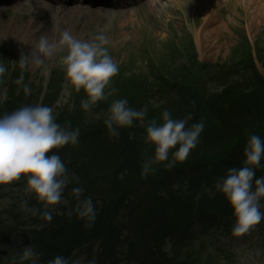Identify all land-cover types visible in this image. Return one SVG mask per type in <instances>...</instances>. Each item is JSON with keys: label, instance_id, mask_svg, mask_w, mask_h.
I'll return each mask as SVG.
<instances>
[{"label": "trees", "instance_id": "16d2710c", "mask_svg": "<svg viewBox=\"0 0 264 264\" xmlns=\"http://www.w3.org/2000/svg\"><path fill=\"white\" fill-rule=\"evenodd\" d=\"M255 50L261 73L249 56L247 62L229 66L199 65L196 73L201 83L193 79L196 73L188 81L160 78L155 86L143 79V87L152 86L145 93L118 97L116 91L107 98L110 103L126 98L131 107L146 108V121L160 122L165 108L174 118L191 113L189 125L203 121L199 143L186 160L171 167L167 161L154 163V170L146 176L142 165L154 151L145 140L146 124L134 122L121 128L118 137H112L103 123L109 102H104L105 111L97 119L87 117L79 98L54 107L58 92L42 96L40 104L54 109L58 123L80 130L77 145L52 150L79 178L65 189L63 195L69 203L57 206L51 222L33 216L39 227L34 225L28 232L43 264L57 255L72 258L82 250L96 257L95 264H219L223 250L196 249L189 230L196 224L230 223L232 210L225 197L214 190L215 181L228 168L242 165L243 149L251 134L264 138V52L256 44ZM177 54L186 60L185 73H191L192 62L182 52ZM4 65L6 74L12 73ZM159 67L153 68L158 71ZM16 80L2 79L5 97L0 114L38 103L41 91L25 94ZM211 82H216V87L208 88ZM139 84L140 90L141 81ZM128 86L135 90V86ZM151 90L152 95H147ZM260 176H264V168L256 169V177ZM76 186L83 187L84 195H90L96 204L97 216L91 227L74 213L68 214L76 203L70 195Z\"/></svg>", "mask_w": 264, "mask_h": 264}, {"label": "rangeland", "instance_id": "374dc122", "mask_svg": "<svg viewBox=\"0 0 264 264\" xmlns=\"http://www.w3.org/2000/svg\"><path fill=\"white\" fill-rule=\"evenodd\" d=\"M84 1L0 0V62L13 70L5 73L2 79H17L23 71L30 86L29 94L41 91L39 104L49 91L58 92L54 107L75 101V98L85 99L83 89L77 92L67 81L58 56L47 58L43 66L29 65L24 70L17 63L21 54L27 55L31 48L34 50L37 34L57 27L71 30L81 39H90L96 34L107 36L109 44L106 47L119 67L110 82V88L118 92V97L148 91L152 86L143 87V79L153 86L160 78L169 81L186 78L188 81L201 64L229 66L240 61L245 63L251 56L254 67L261 71L257 51L250 49L249 43H255L264 52V0H191L189 4L187 0H110L112 4L104 7L103 14L94 15L83 11ZM21 31L23 35L17 37L15 34ZM178 51L194 65L191 73L183 70L186 60L177 54ZM157 65L161 68L155 71ZM200 78L198 73L193 77L201 83ZM2 79L0 103L5 97ZM216 84L211 82L208 88ZM128 85L135 86V90ZM108 90L106 88V92ZM151 92L147 95H152ZM104 102L109 101H100L90 110H84L86 116L100 118L105 111ZM26 180L22 174L18 180L0 184V248L10 254L6 259L0 257V264H11L12 257L18 255L17 250L29 244L38 251L28 234L36 222L20 205L22 201H27L29 207L42 208V205L31 193L25 192ZM261 203L264 204V200ZM211 223L191 229L193 247L204 246L207 251L214 252L221 247L224 252H216L222 257L219 264H264V221L243 235L232 232L234 222L226 228ZM90 254L82 250L72 259L83 258L87 264L88 260H96Z\"/></svg>", "mask_w": 264, "mask_h": 264}, {"label": "clouds", "instance_id": "9594fccd", "mask_svg": "<svg viewBox=\"0 0 264 264\" xmlns=\"http://www.w3.org/2000/svg\"><path fill=\"white\" fill-rule=\"evenodd\" d=\"M191 3V0H187ZM107 36L96 34L90 39H81L71 30H63L55 40L41 35L27 55L21 54L17 62L24 70L29 65L43 66L47 58L58 56L67 81L86 98L80 102L81 108L90 110L98 102L115 93L110 88L111 79L119 72L117 62L109 54ZM7 69L0 62V78ZM23 71L15 83L23 85V92L30 93L23 84ZM106 88L109 89L106 92ZM147 109H136L126 98L113 99L107 109L104 125L112 137H118L121 128L131 127L134 122L146 124L145 140L154 147L153 155L144 160L142 174L153 171V164L167 161L168 167L176 161H184L199 143L204 129L203 121L189 125L192 114L174 118L168 109H163L160 122L146 121ZM80 130L57 122L54 109L44 104L21 106L11 112L0 114V184H8L27 177L25 192L31 193L41 203L42 208L29 207L22 201L20 207L27 213L47 222L53 219L56 206L67 205L64 198L68 185L78 183V177L71 173L65 161L54 149L79 143ZM174 149V151H172ZM51 152V154H49ZM170 153L172 159H170ZM243 162L240 167H230L223 176L216 179L214 190L221 193L232 210L234 223L232 232L243 235L255 225L264 221V176L256 177V169L264 168V138L251 134L243 149ZM255 177V179H254ZM84 188L72 187L70 195L76 201L68 213H73L91 227L97 216L93 198L84 195ZM98 203V202H96ZM11 264H41L40 253L30 244L17 250ZM47 264H85L83 258L72 259L57 255ZM87 264H95L88 260Z\"/></svg>", "mask_w": 264, "mask_h": 264}, {"label": "bare ground", "instance_id": "6f19581e", "mask_svg": "<svg viewBox=\"0 0 264 264\" xmlns=\"http://www.w3.org/2000/svg\"><path fill=\"white\" fill-rule=\"evenodd\" d=\"M7 1L8 0H5V2H7ZM51 1H53L54 3H58L59 2V0H51ZM102 5H103V2H98V1H95V0H86L85 3H84L85 9L83 11L85 13H89L90 15L99 14V13L103 14L104 13V7H103V9H100V6H102ZM39 23H41V22H39ZM41 29H43V27H41ZM61 31H63V29H61L60 27H57L54 30L50 29V32L47 29L46 31H42V33L37 34L38 35L37 38H39L41 35H47L50 41L51 40H55V39L58 38L59 33ZM15 35H17V37L22 36L23 32L22 31L18 32V34H15ZM34 39L35 38H33V40Z\"/></svg>", "mask_w": 264, "mask_h": 264}, {"label": "water", "instance_id": "95a60500", "mask_svg": "<svg viewBox=\"0 0 264 264\" xmlns=\"http://www.w3.org/2000/svg\"><path fill=\"white\" fill-rule=\"evenodd\" d=\"M0 254H3V253L0 252Z\"/></svg>", "mask_w": 264, "mask_h": 264}]
</instances>
